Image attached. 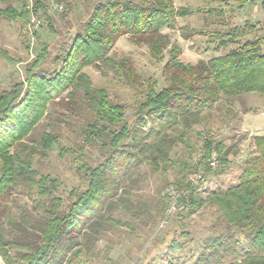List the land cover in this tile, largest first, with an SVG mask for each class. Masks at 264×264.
Instances as JSON below:
<instances>
[{
    "label": "trees",
    "instance_id": "1",
    "mask_svg": "<svg viewBox=\"0 0 264 264\" xmlns=\"http://www.w3.org/2000/svg\"><path fill=\"white\" fill-rule=\"evenodd\" d=\"M35 5L42 7L38 0ZM1 14L18 20L25 19L28 12L24 5L19 12L7 7ZM190 14L185 8H176L174 0L98 1L58 71L45 75L30 70L24 85L16 83L0 94V259L4 264H64L89 251L103 231L101 220L128 202L125 196L134 185L131 178L139 166L170 164L174 148L202 123L203 113L221 100L246 94L264 96V39L242 40L256 28L251 24L232 27L219 36L217 48L223 50L233 43L234 49L187 64L179 59V47L163 29H175L177 18ZM179 32L184 40L203 34L187 27ZM125 36L134 44L145 45L157 62L168 55L162 69L165 86L157 89L152 83L142 90L129 121L124 105L113 104L103 89L92 88L83 73L86 67L99 70L117 40ZM112 67L120 79L136 85L128 60ZM64 93L60 108L73 116L85 115L81 138L95 145L102 157L94 167L84 165L85 186L70 191L67 202L56 194L57 181L35 168V157L45 158L56 137L41 134L40 154L33 141L29 144L50 105ZM253 145L254 154L237 184L225 191L208 193L200 201L196 189L182 184L186 178L174 184L190 189L182 201L189 213L207 202L218 209L226 224L224 231L204 241L201 253L190 264H264V135L254 136ZM204 150L200 158L204 159V165L200 164L204 176L222 172L231 149L208 136ZM212 152L218 157L214 169L206 164ZM185 166L186 176L190 171ZM197 168L198 164L193 170ZM24 190L36 191L39 200L31 212L19 208L15 217L7 198ZM11 249H16L13 255ZM166 264L184 263L169 260Z\"/></svg>",
    "mask_w": 264,
    "mask_h": 264
},
{
    "label": "rangeland",
    "instance_id": "2",
    "mask_svg": "<svg viewBox=\"0 0 264 264\" xmlns=\"http://www.w3.org/2000/svg\"><path fill=\"white\" fill-rule=\"evenodd\" d=\"M38 1L42 7H35V13L41 19V25L28 31L25 27L28 14L25 19L18 20H9L1 14L7 7L19 12L24 5L27 6L28 0H0V94L10 91L16 83L24 85L30 70L45 75L58 71L69 45L94 5L105 0H62L63 12L53 10L48 0ZM174 3L176 8L181 5L191 13L177 18L175 29H163V33L170 35L179 47V59L183 63L195 64L234 49L233 43L223 50L217 48L221 41L219 36L234 26L251 24L256 28L242 40L255 36L264 39V4L261 0H176ZM182 27L203 34L184 40L179 32ZM107 57L99 70L86 67L83 73L88 76L92 88L103 89L113 104L124 105L125 117L129 121L142 90L152 83L157 84V89L165 86L162 69L168 55L164 54L163 60L157 62L151 58L145 45L134 44L125 36L117 40ZM124 59L134 69L138 84L120 79L112 69L115 63ZM65 94L50 105L48 115L33 132L29 144L33 141L35 151L40 154L41 134L53 133L56 137L57 141L45 158L41 155L35 157V168L40 174L50 175L57 181L56 194L67 202L70 191L85 186L84 165L94 167L102 157L95 145L87 144L81 138L85 115L73 116L60 108ZM256 135H264V96L246 94L215 104L203 113L202 123L174 148L169 165L162 166L161 163L159 168H153L144 164L134 171L131 178L134 185L128 187L130 193L125 196L128 202L101 220L103 231L92 249L84 250L80 256L64 264H166L169 260L192 263L201 253L204 241L212 234L224 231L226 224L218 209L207 202L196 206L192 214L186 204H181L167 217L166 191L185 178L181 183L188 185V175L194 167L204 165V159L200 158L208 136L221 147L231 150L222 172L204 176L208 189L203 191L206 194L199 192L200 201H204L208 193H219L236 185L245 163L254 154L253 137ZM184 166L190 171L186 176ZM125 185L128 186L127 181ZM180 189L190 191L188 187ZM38 200L36 191H15L7 198V205L17 217L19 208L31 212ZM172 245L176 247L171 249ZM15 252L16 249H11L12 255ZM0 264H4L1 259Z\"/></svg>",
    "mask_w": 264,
    "mask_h": 264
},
{
    "label": "built area",
    "instance_id": "3",
    "mask_svg": "<svg viewBox=\"0 0 264 264\" xmlns=\"http://www.w3.org/2000/svg\"><path fill=\"white\" fill-rule=\"evenodd\" d=\"M48 5L55 11L63 12L64 5L62 0H48ZM35 3L32 0H28L27 6L25 7L28 12V21L25 25L26 30L31 31L32 29H37L41 25V19L35 13ZM206 164L209 168L214 169L217 166V155L215 152H212L210 157L206 159ZM200 167V166H199ZM188 185L191 188L196 189L197 192H203L208 189V184L204 179V174L200 168L193 170L188 175ZM167 202L168 208L166 211V216L169 217L176 210L179 209L181 204H184L182 201L185 200L188 196V191L185 189H180L175 186H170L167 189Z\"/></svg>",
    "mask_w": 264,
    "mask_h": 264
},
{
    "label": "crops",
    "instance_id": "4",
    "mask_svg": "<svg viewBox=\"0 0 264 264\" xmlns=\"http://www.w3.org/2000/svg\"><path fill=\"white\" fill-rule=\"evenodd\" d=\"M174 2H176V0H174ZM175 5H176V3H174ZM179 7H182L181 5L179 6ZM241 25H239V27H240ZM235 27V26H234Z\"/></svg>",
    "mask_w": 264,
    "mask_h": 264
}]
</instances>
